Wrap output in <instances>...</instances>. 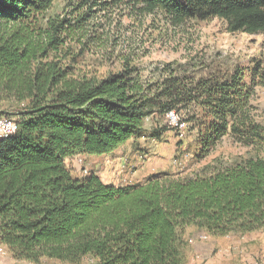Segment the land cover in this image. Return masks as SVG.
<instances>
[{"label":"trees","instance_id":"obj_1","mask_svg":"<svg viewBox=\"0 0 264 264\" xmlns=\"http://www.w3.org/2000/svg\"><path fill=\"white\" fill-rule=\"evenodd\" d=\"M56 1L0 0V116L18 124L0 139L1 243L34 264H187L190 228L211 236L264 228L260 151L210 173L155 172L118 186L96 171L73 173L68 158L111 155L146 132V119L172 110H202L206 119L190 118L201 125L200 157L228 134L262 147L264 127L248 109L243 71L196 80L168 64L170 75L151 82L130 57H118L120 67L82 64L99 37L90 35L93 14L111 2L66 0L63 14L46 18ZM128 1L176 24L220 18L231 32H264V0Z\"/></svg>","mask_w":264,"mask_h":264},{"label":"rangeland","instance_id":"obj_2","mask_svg":"<svg viewBox=\"0 0 264 264\" xmlns=\"http://www.w3.org/2000/svg\"><path fill=\"white\" fill-rule=\"evenodd\" d=\"M98 1H109L111 6L105 11L97 7L93 14L90 35L99 37H95L92 51L81 56L82 64L92 66L104 59L120 67L121 58L118 57H130L141 75L151 82L170 75L164 71L168 64L177 74L196 80H222L243 71L244 80L253 91L248 109L253 119L264 127V32H231L227 21L220 18L192 19L176 24L162 11L148 13L128 0ZM66 2L57 0L46 18L63 14ZM73 50L77 53L80 45ZM108 50L113 57L118 56L113 58ZM195 112L206 119L200 108L181 109L176 114L186 125L180 128L169 124L167 116L159 114L146 119V132L141 137L120 146L114 154L80 155L67 163L75 175L81 176L85 174L84 168L96 171L108 159L114 162V168L123 169V183H136L155 172L183 177L210 173L221 163L248 158L258 151L264 154V144L262 147L246 144L228 134L207 156L200 157V124L190 121ZM166 124L167 127L162 128ZM155 131L160 133L153 135ZM202 234L208 237L200 238ZM227 236H211L192 228L186 235L187 241L190 240L187 264H264V228ZM90 263L87 257L82 261V264ZM40 264L62 263L46 259Z\"/></svg>","mask_w":264,"mask_h":264},{"label":"crops","instance_id":"obj_3","mask_svg":"<svg viewBox=\"0 0 264 264\" xmlns=\"http://www.w3.org/2000/svg\"><path fill=\"white\" fill-rule=\"evenodd\" d=\"M99 156H101V155H99ZM76 157L68 158L67 162H69V160L76 158ZM114 165H115L114 162H110L107 159V162L105 163V165L101 166V167L99 166L98 167L99 171L98 170H96V171L101 176V178L107 183H112L116 186L126 184V183H123V180H125V178L123 177L124 175H122V173H121L123 171V169L121 171L118 166H116L114 168ZM77 176H80V175H77ZM190 230H192V228L188 229V231H190ZM188 231H187V233H188ZM227 237L228 236H223V238H227ZM218 238H220V237H218ZM8 252H9V250H8ZM8 252L6 254L0 253V264H34L33 262H30V261L17 259L16 257L13 256L12 252L11 253L10 252L8 253ZM256 264H258V263H256Z\"/></svg>","mask_w":264,"mask_h":264},{"label":"built area","instance_id":"obj_4","mask_svg":"<svg viewBox=\"0 0 264 264\" xmlns=\"http://www.w3.org/2000/svg\"><path fill=\"white\" fill-rule=\"evenodd\" d=\"M167 118L169 121V124L176 125L180 128H183L186 124L184 122H181L180 118L176 114V111L172 110L167 114ZM18 124L15 118L9 117V116H0V139H4L6 137L11 136L17 131ZM80 161V160H79ZM85 174H87L89 171L88 169H83ZM208 236L206 234L200 235V238H207ZM8 252V247L1 243L0 241V253L6 254ZM68 264V263H65Z\"/></svg>","mask_w":264,"mask_h":264}]
</instances>
